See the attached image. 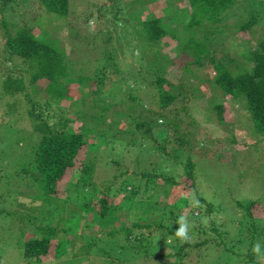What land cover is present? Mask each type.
Segmentation results:
<instances>
[{
  "label": "trees",
  "instance_id": "trees-1",
  "mask_svg": "<svg viewBox=\"0 0 264 264\" xmlns=\"http://www.w3.org/2000/svg\"><path fill=\"white\" fill-rule=\"evenodd\" d=\"M36 1L38 5L53 14H58L61 17H67L70 14V0ZM187 1L189 4L188 12L186 10L178 12L172 8L173 6L169 1L135 0V2L127 3V9H137L133 15L139 20L141 19L142 10L148 7L151 9L150 12L152 14L144 21L140 20L144 31L143 34L140 31V38L146 43L144 47L148 48L149 51H144L143 57L153 59L152 61L147 60V65L140 67L138 71L147 72V75L150 77L153 75V78L146 85L139 82L135 89L141 92L145 89L150 90L149 88L151 87H157L158 92L156 96H153L158 99L161 109L159 111L152 109L149 113L150 120L137 123L136 130L132 131L129 128H125V131H123L125 138H120L118 146L123 148L124 144L122 141H125L127 148L124 149L129 152L128 150H133V145L141 146L142 143L140 157L145 163L152 162L149 161L150 157H152L150 151H148L149 149L162 151V154H165L166 143L169 142L170 132L165 130L169 122L165 119V126H159L153 117L155 115L163 117L162 114H165L164 109L171 108V105L179 99L178 102L184 101V98H180L183 93H173L171 87H169L170 84L168 85L169 81L166 78V72L171 70L170 66L167 63L158 62L161 58H170L169 54L163 52V49L174 42L176 44L172 50L175 52L176 60L181 59L188 64H196L200 67H208L207 65H209L214 71L216 70L212 81L209 83L216 86L226 97L229 98L230 96L235 101H245L251 114L250 117L254 121L257 136H264V38L254 48H249L247 44L245 45L247 49L244 47L245 50L242 52V56L246 58L245 61L248 66L235 62L233 58L222 61L210 48L212 42H217L216 37H218L217 35L220 32L219 28L211 26L212 23L222 21L224 13L232 11L240 2L249 1L254 6V10L249 12V18L241 28L242 30H250L264 14V0ZM134 3H139L141 6ZM157 3L162 7V12L160 13L154 9ZM130 4L133 5L132 8H129ZM5 7L6 5L2 9H5ZM164 15H170L175 20L183 18V27L188 32L185 40L186 44L176 33L181 23L178 22V26L173 29L169 28L163 23ZM207 23L209 24V32H205L201 37L198 35L196 28L202 32L204 31V25ZM136 30L139 31L137 27ZM41 37L44 36H37L32 29L26 28H21L15 35L7 36L6 45L8 52L12 56L22 58L23 63L27 66L25 72L17 75H12L10 71L6 73L7 77L3 79V85L7 89V93L25 92L30 87L35 94L40 92L47 93L57 104L70 99L72 102L69 105L77 103V106L70 117H64L63 122L60 124L51 125L50 121L44 118V110L39 109L38 105L31 100L29 94L25 93L27 107L21 105V100L9 104L14 107V111L19 112V115L22 112L25 114L30 125L29 130L32 128L35 132L43 134L34 154L32 167L23 171L27 175L31 174V172L34 174L32 175L33 178L27 179L28 182L33 183L32 187L36 189L37 186L38 191L40 188V194L38 195L36 189L33 197L27 200L28 198H24L26 195L22 193L24 188H21L16 194L18 210L10 214L11 222L20 224L21 234L16 237V242L21 245L20 252L23 260L29 264H55L53 260L62 257L66 252L72 256L74 253L76 256L84 255L85 259L88 255L96 252L102 257L101 264H122V260L129 259L128 254H137L139 257L146 254L155 261V264H185L188 258L193 256V251L207 249V245L214 242L223 251L222 260L236 261L237 264H247L248 262L261 264L256 260L258 257L253 258L252 256L258 255L259 250L262 253L264 252V248L260 244L258 245L259 226L256 224V220L264 215L263 205L261 207L258 199L253 198L241 201L234 196L232 200L235 207L230 208L216 204V199L208 200L209 202L206 201L205 198L207 197L202 196L198 189L197 193L194 191L196 197L193 198V207L200 214H192L191 211L193 209L188 204V206L179 204L184 200L182 198L183 193H191L189 192L191 188L197 187L195 161L192 160L191 155L192 145L186 141L187 138H194L195 132L189 130V128L193 129L197 120L193 116H190L192 119L188 120L190 115L188 110L183 112L187 118L186 126L184 128L180 127V125L182 126V118L180 122L176 120L177 123H175L174 127L176 134L172 138L178 149V154L175 152L174 156L179 158L180 155L186 154L188 158L184 164L183 182L177 181L175 179L176 176L172 175L167 167L151 163L145 170L146 164L125 172L122 174L121 181L116 180V174L114 176L115 182L107 181L106 184H97L95 181L96 166L89 163L88 154H86L87 159L78 160L81 150H85L87 142H89L85 138L86 134L84 133L88 131L83 129L87 126L86 130H88L89 127L85 125L86 114L83 109L86 97L82 95L83 91L79 89L76 94L72 93L71 85L75 82L78 85L83 83L89 85L94 79L97 80L98 85L89 94L95 93L93 108L96 111L93 109L91 119L94 122L91 125L94 126L96 122L98 125L103 113L102 110L99 111V101L102 99L101 94L104 92V88L109 87L113 81L117 80L116 74L120 73V66L110 54L111 69L109 73L101 67V71L96 77H90L85 74L81 76L79 71H77L78 69H74L73 66L69 67L71 62L67 59L68 56L63 47L56 45L55 41L51 39H42ZM192 45H195V52L189 53V48ZM184 53L188 58H182ZM179 54H181V57H176ZM77 72L80 75L77 79L70 77L75 75V73L77 74ZM209 78L211 79L212 77ZM40 80H45V83L40 85ZM130 91L134 92L131 89ZM216 93L218 92L212 91L211 95ZM126 96L123 100H126ZM131 99H136V94L131 96ZM180 107L183 108L184 106ZM110 108H113V105L108 109ZM134 108L135 105L129 106L131 111H134L132 110ZM213 108L218 111L219 120L224 121L225 107L223 102L215 104ZM105 109H107V106ZM168 113H172V110H169ZM125 114L122 113V115ZM83 118H85V121L82 122V130L80 131L76 127V123ZM103 118L101 124L106 121V118H104V121ZM153 122H155L154 128L157 127L159 131L165 133L162 138L155 135L152 127ZM180 131L183 133L178 135L177 132ZM123 132L120 133L123 134ZM136 135H139L138 138H136ZM99 138L97 141L101 140L99 142L101 144L103 136H99ZM188 140L190 141V139ZM112 146L113 149H116L113 144ZM124 149H122V152ZM98 152L97 150L96 155H98ZM216 152L218 153L216 149L211 152L214 160H216L213 157ZM219 155L217 154V157ZM138 159L139 156L137 157ZM109 163H111V160ZM33 170L39 172V174L33 172ZM255 170L257 168L252 166L248 168L247 173H254ZM187 178L193 181L192 185L188 186L186 184L185 179ZM155 179L158 180L154 181ZM60 181L69 185L67 194L63 196H58L59 194H57V186ZM115 189L121 192L119 196L113 194ZM226 191L229 192L231 190ZM161 198L166 199V205H159L157 199L161 200ZM186 201L188 202V200ZM37 203L42 205L36 206ZM126 204L127 206H125ZM126 207L138 209L141 214L128 213L126 215L123 212ZM257 207L263 209L262 215H256L255 208ZM20 209L26 212H20ZM153 210H160L162 216L158 222L148 223V214ZM83 212L100 221L99 227L106 237L92 238L90 235H85L79 231V226L83 228L85 226L88 228L95 227L94 222L87 219L88 216L85 222ZM6 213L8 212L0 210L1 215ZM214 214L218 219H220L222 214V222H218L213 217ZM166 215H174L173 219L182 216L188 219V235L190 237L188 241L182 242L176 236V231L180 225L172 224L171 221L163 224L162 219ZM5 216L9 218V216ZM204 219H210L211 222L206 223L203 221ZM240 226H246L245 234L241 233ZM232 227L235 231L240 229V232L235 233L236 236L231 238L236 239V242H238L237 247L233 251L228 247V243H225V241L229 240L228 232ZM251 230L253 233L248 237L247 233ZM71 234L87 239L86 243H80V247L75 249V242L78 240L77 238H71ZM242 246L247 248L248 253H243ZM3 249L7 252L6 248ZM163 249L168 252L163 253ZM1 256H3L2 253H0V264H4ZM198 259L199 257H197V261H192L189 264H197L199 262ZM202 259L204 262H208L205 256ZM242 260H245V262L242 263ZM213 262L214 260L211 264Z\"/></svg>",
  "mask_w": 264,
  "mask_h": 264
},
{
  "label": "rangeland",
  "instance_id": "rangeland-1",
  "mask_svg": "<svg viewBox=\"0 0 264 264\" xmlns=\"http://www.w3.org/2000/svg\"><path fill=\"white\" fill-rule=\"evenodd\" d=\"M131 1L135 2V0H70V14L67 17H61L58 14L46 11L41 5L37 4L36 0H0V210L8 212L3 215L0 214V253L3 255L1 257L4 264H29L23 260L20 252L21 245L16 242V237L21 234L20 224L11 222L10 214L18 210L16 194L21 188H24L22 193L26 195L24 198H28L27 200L33 197L36 189L38 195L40 194V188L38 191L37 186L36 189L32 187L33 183L28 182L27 179L33 178L32 175L34 174L31 172V174L27 175L23 171L32 167L34 154L43 136V134L35 132L32 128L29 130L30 125L25 114L22 112L19 115V112L14 111V107L9 104L21 100V105L27 107V98L25 96V93H27L31 100L38 105L39 109L44 110V118L49 120L51 125L60 124L63 122L64 117H70L77 106V103L69 105L72 102L70 99L57 104L47 93L40 92L35 94L30 87L25 92L7 93V89L3 85V79L7 77L6 73L10 71L12 75H17L27 70L23 59L18 56H12L8 52L6 45L7 36L15 35L21 28L32 29L37 36L43 35L42 39H51L55 41L56 45L63 47L68 56L67 59L71 62L69 67L73 66L74 69H78L77 71H79L81 76L85 74L90 77H96L100 73L101 67L109 73L111 69L110 54L120 66L121 71L116 74L117 80L113 81L109 87L104 88V92L101 94L102 99L99 101V111L102 110V117L106 118V121L102 124L101 117L98 125L97 122L94 126L91 125L94 122L91 119V115H93L95 110L93 108L95 93H89L98 85L97 80L94 79L89 85H85V83L78 85L76 82L71 85L72 93L76 94L79 89L83 91L82 95L86 97L83 109L86 114L85 125L89 127L88 130H86L87 126L83 129L88 131L84 133L86 134L85 138L89 142H87V148L81 150L78 160L87 159L86 154H88L89 163L96 166L95 181L98 185L106 184L107 181L115 182L114 176L116 174V180L121 181L122 174L125 172L146 164L145 170L151 163L167 167L169 172L176 176L175 179L177 181L183 182L184 164L188 158L186 154L180 155L179 158L174 156L175 152L178 154V149L172 138L176 134L174 130L175 123H177L176 120L180 122L182 118V126L180 125V127L184 128L186 126L187 118L183 112L188 110L190 114L188 120L192 119L190 116L197 120L193 129L189 128V130L195 132L194 138H187L186 141L192 145L191 155L192 160L195 161L198 188H191L189 191L191 193H183L182 198L184 200L182 199L183 201L179 204L183 206L190 205L193 209L191 213L198 215L199 211L193 207V198L196 197L194 191L197 193L199 189L202 196L208 198H205L206 201L216 199V204L225 207H235L232 200V197L235 196L241 201L253 198L258 199L264 209V136H257L254 121L250 117L251 114L245 101H235L230 96L228 98L216 86L209 83L212 81L216 70L214 71L209 65H207L208 67H200L196 64H188L181 59L176 60L175 52L172 50L176 42L163 49V52L169 54L170 58L164 57L158 61L159 63H167L170 66L171 70L166 72V78L169 81L168 85L170 84L169 87H171L173 93H183L180 98H184V101L178 102L179 99L171 105V108L164 109L165 114H162L163 117L158 115L153 117L159 126L165 124V119L169 122L167 124L168 127L165 129L170 132L169 142L166 143L165 148L166 153L162 154V151L149 149L148 151H150L152 156L149 161L152 162L145 163L140 157L142 143L141 146L133 145V150L126 152L124 149L127 148L126 142L122 141L124 147L119 148L120 138H125L123 132L125 128H129L132 131L136 130L137 123L150 120L149 113L152 109L157 111L161 109L158 99L155 97L158 92L157 87H151L149 88L150 90L145 89L141 92L135 89L139 82L146 85L153 78V75L150 77L147 72L138 71L140 67L147 65V60L152 61L153 59L143 57L144 51H148V48L144 47L146 43L140 38V31L142 34L144 33L140 20L144 21L152 13L149 7L142 10L141 19L139 20L133 15L137 9H127V3ZM167 1L178 12L189 11L187 0H160V2ZM5 5V9H2ZM135 5L141 6L139 3ZM132 7L133 5L129 8ZM154 9L159 13L162 12V7L159 3L155 5ZM253 10L254 6L249 1H243L237 4L232 11L224 13L222 21L211 24L212 27L220 29L218 37H216L217 42L210 44L211 50L220 60L233 58L235 62L248 66L245 61L246 58L242 56V52L245 48L247 49L245 45L247 44L249 48H254L264 38V14L250 30H242L241 28L249 18V12ZM163 20L164 25L172 29L178 26V22L181 23L176 33L186 44L185 40L188 32L183 27V18L175 20L170 15H164ZM208 26V23L205 24L202 32L196 28L198 35L202 37L205 32H209ZM136 27L139 31L136 30ZM41 38L39 39L42 40ZM195 49V45H192L189 48V53H194ZM147 54L151 57L149 53ZM176 57H181V54ZM182 58H188V56L184 53ZM72 69H70L71 72H73ZM75 75L70 77L77 79L80 76L78 72ZM145 75L147 77L144 78ZM209 77L212 78L210 79ZM44 83L45 80L39 81L40 85ZM130 89L134 90L135 93L129 92ZM212 91L218 93L211 95ZM126 93H128L127 96ZM135 94L136 99H131V96ZM125 96L126 100H123ZM222 102L225 107L224 121L219 120L218 111L213 108L215 104ZM111 105H113V108L108 109ZM133 105H135V108L132 109L134 111H131L129 106L132 107ZM106 106L108 110L105 109ZM169 110H172V113H168ZM122 113L126 114L122 115ZM104 118L103 121L105 120ZM84 121L85 118L76 123V127L80 131L82 130L81 124ZM91 126L92 128H90ZM152 127H155V122H153ZM154 131L159 138L165 135L157 127L154 128ZM120 132H123V134ZM182 133V131L177 132L178 135ZM99 136H103L101 144L99 143L101 140L97 141V139H100ZM138 136L136 135V138ZM112 144L116 149H113ZM122 149H124L123 152ZM215 149L218 151L213 156L216 160L211 155V152L215 151ZM97 150L99 151L98 155H96ZM217 154H220L219 157H217ZM138 156L139 159L137 160ZM110 160L111 163H109ZM95 161H97L96 164ZM252 166L256 167L257 170L254 173H247L248 168ZM33 172L39 174V172L34 170ZM157 180L155 179L154 181ZM185 181L188 186L192 185L193 181L190 178L185 179ZM60 182L57 186V194H59L58 196H63L67 194L69 185L66 182ZM226 190L231 191L228 192ZM113 194L119 196L121 192L115 189ZM165 200L164 198H161V200L157 199L161 206L167 204ZM41 205L37 203L36 206ZM261 207L255 208L256 215L263 214L264 210ZM20 212L26 211L20 209ZM123 212L126 215L128 213L141 214L140 210L138 211V209L132 207H126ZM5 215L9 216V218ZM148 216V223H156L160 220L162 212L153 210ZM83 217L85 222L86 218L94 222L95 227L88 228L85 226L83 228L79 226L78 229L81 233L90 235L92 238L106 237L99 227L100 221L89 216L86 212H83ZM213 217L218 222L223 220L222 214L220 219L215 214ZM173 218L174 215H166V217H163L162 222L165 224L171 221L172 224L180 225L181 217ZM185 219L188 221L187 218ZM210 219H204L203 221L210 223ZM256 224L259 226L258 245L260 244L264 248V215L256 220ZM239 228H241L242 234L246 233V226H240ZM252 230L247 233L248 237L252 235ZM237 232L239 233L240 229L235 231L233 227L230 228L228 232L229 240L225 241L232 251L238 245L236 239H231L236 236ZM70 237L78 240L75 242V249L80 247V243H86L87 241V239L76 237L73 234ZM214 244L216 245L214 242L209 243L207 249L193 251V256H190L185 264L197 261V257H199L197 264H211L213 260L212 264H237L236 261L222 260L223 251ZM3 248H6L7 252ZM242 250L243 253H248L245 246H242ZM162 252L166 253L168 251L163 249ZM95 253L88 255L85 259L84 255L76 256L74 253L72 256L66 252V254L53 260V262L55 264H101V255ZM258 253V255H252L253 258L258 257L256 260L264 264V252L262 253L259 250ZM128 256L129 259L122 260V264H155V261L146 254L141 257L137 254H128ZM204 256L208 262H204L202 259ZM216 258L219 259L216 260ZM244 262L245 260H242V263ZM250 263L248 262L247 264Z\"/></svg>",
  "mask_w": 264,
  "mask_h": 264
},
{
  "label": "clouds",
  "instance_id": "clouds-1",
  "mask_svg": "<svg viewBox=\"0 0 264 264\" xmlns=\"http://www.w3.org/2000/svg\"><path fill=\"white\" fill-rule=\"evenodd\" d=\"M188 229L189 225L185 219V217L180 218V227L176 231V236L180 238V240L183 241H188L190 239L188 235Z\"/></svg>",
  "mask_w": 264,
  "mask_h": 264
}]
</instances>
